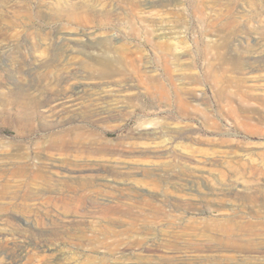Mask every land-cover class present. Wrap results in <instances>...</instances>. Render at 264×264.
Listing matches in <instances>:
<instances>
[{
	"label": "rangeland",
	"instance_id": "1",
	"mask_svg": "<svg viewBox=\"0 0 264 264\" xmlns=\"http://www.w3.org/2000/svg\"><path fill=\"white\" fill-rule=\"evenodd\" d=\"M0 264H264V0H0Z\"/></svg>",
	"mask_w": 264,
	"mask_h": 264
},
{
	"label": "bare ground",
	"instance_id": "2",
	"mask_svg": "<svg viewBox=\"0 0 264 264\" xmlns=\"http://www.w3.org/2000/svg\"><path fill=\"white\" fill-rule=\"evenodd\" d=\"M152 44L154 45V48L157 49V51L161 54V57L163 58L164 66H162V67H164V74L161 75V76H164L165 78L168 79V77H169L168 76V69L170 70L171 67H168L169 65L167 66L169 59L167 60L168 57L166 58L165 50H164V48L166 47V43L163 42V41H156V43H152ZM137 54L138 53H136V56H138ZM133 64H135V63H133ZM131 67H133V66H131ZM136 68H137V70H136L137 75L139 77H142L144 79V81L149 80L151 82H154V85H151V84L148 85V82H147L146 83L148 85L147 89L149 91L154 92V93L158 92L160 94L159 97L161 98V100L166 99L167 94H168L169 91H167L168 90L167 89V84L164 81L165 78L163 79V78L159 77L160 79H155V78L151 79L153 76L152 77L146 76L145 74H143V72L138 67H136ZM45 75H47V73ZM148 75H150V74L148 73ZM144 76H146V77H144ZM172 78H174V77H172ZM173 91H174V89H173ZM177 91L180 93L179 89ZM170 94H171V92H170ZM155 96L157 97V95H155ZM35 104L37 105L39 103L36 102ZM101 116H102L101 117L102 121H105V120H108L109 118H111L113 116V113H108V114L101 115ZM40 118L41 117L39 115H36L33 110H30L25 116L21 117V119H18L16 121V126H15L17 128L18 136L27 137V134L34 129L35 121L37 119H40ZM68 131L69 132L70 131L71 132L72 131H77V132L79 131V133L76 132L78 135L75 136V137L73 136V138H72V137H69L70 133L67 134ZM68 131H64L63 130V131H59V132H54L53 135H52L51 141L49 142V144L47 146H45L43 148V147L37 145V147L35 149H33V150L36 152L37 155L39 153H44V154H46V153L48 154L49 153V155H50L52 153V152H49L50 150L56 151V152H58L61 155L63 154L64 157H65V161L68 162L69 160H71V157H72V155H70L71 153L69 154L71 149H76V148L78 149L79 155L76 156L75 158L76 159H80V157L82 156V153L87 152V151H92L93 150L95 153L100 154V155H105V154L106 155H113L116 152L121 151V150H119L120 147H121V149H123L122 147H124V148H132L135 145L134 143L127 142V140H126L127 138H124V137H120L118 143H116V144L112 143L109 140L104 139L105 135H103V138L100 137V136H99V138L98 137L95 138V134L94 133H92V134L87 133L86 131H84V128L81 127L80 125H78L76 127H72ZM76 133H75V135H76ZM138 134H140V135L142 134L143 135L144 133H142V131H141ZM88 135L91 136L90 137L91 139L88 137ZM91 146L93 147V149H92ZM77 154H78V152H77ZM83 157H84V155H83ZM24 158L26 159V157H24ZM29 158H30V156H29ZM29 158H27V159H29ZM73 159H74V157H73ZM38 160H39V162L41 164L43 163L41 158H38Z\"/></svg>",
	"mask_w": 264,
	"mask_h": 264
}]
</instances>
